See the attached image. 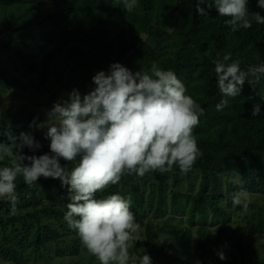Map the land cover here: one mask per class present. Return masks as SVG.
Returning <instances> with one entry per match:
<instances>
[{
  "label": "trees",
  "instance_id": "1",
  "mask_svg": "<svg viewBox=\"0 0 264 264\" xmlns=\"http://www.w3.org/2000/svg\"><path fill=\"white\" fill-rule=\"evenodd\" d=\"M205 3L210 6L212 0ZM195 4L196 0H138L129 12L124 9L122 0H0V8L14 14V25L7 33V40L0 38V54L9 65L0 66V80L12 88L19 86L18 75L24 74L35 79L38 89L51 94L48 84L53 81L48 82V72H53L56 63L62 62L68 66L67 79H64L68 88L71 86L83 96L95 87L92 77L97 72L107 73L113 63L123 65L128 53L138 44L144 45L142 35L146 43L154 46L165 43L171 48V56L162 57L156 66L174 71L184 83L187 94L191 89L198 93V97L193 96L194 101L204 109L198 126L193 129L201 155L187 173H201V180L193 195L180 193V174L184 173L174 167L171 178L169 172L158 171L148 172L143 177L124 174L117 185L96 193L98 199L117 193L129 197L134 216L146 207L155 216L175 213L183 210L180 203L184 198L190 201L188 210H184L189 221L203 216L206 210L224 216L218 203L223 197L218 173L223 169L236 173L239 179L240 185L226 181L229 195L234 196L242 187L264 195V78L255 85L245 83L238 96L228 98V105L217 111L215 106L223 97L216 87L213 63L226 53L240 61L242 70L264 63V24L253 21L250 29L231 32L225 24L228 17H221L214 7L208 9L207 16H201ZM247 7L250 14L264 17L258 0H248ZM16 8L20 10L17 15L11 10ZM256 104L260 105L261 113L253 117L252 108ZM21 133L31 134L41 144L35 152L25 147L24 155L50 154L49 141L42 136L30 112L24 109L6 112L0 125V144L19 143ZM152 174L156 175L155 190L145 195L143 187L153 185ZM168 178L172 187L169 193ZM16 185L17 198L32 193L37 202L43 198L41 186L49 189L57 204L43 213L50 212L56 218L65 213L68 193L66 188H61L58 179L40 177L35 185H27L18 177ZM0 225L5 228L1 220ZM263 230V223L252 228L253 232L264 234ZM33 231L30 235V229L27 230L26 248L43 257V249L56 240L57 234L40 223ZM196 233L202 246L210 241L208 229L199 227ZM156 235L157 232L147 230V243ZM220 237L221 233L212 242V249L218 248ZM238 250L246 264H264L252 242L239 244ZM8 252L17 259V251ZM191 253L192 235L188 228L180 231L171 251L164 252L165 257L176 264H190Z\"/></svg>",
  "mask_w": 264,
  "mask_h": 264
},
{
  "label": "clouds",
  "instance_id": "2",
  "mask_svg": "<svg viewBox=\"0 0 264 264\" xmlns=\"http://www.w3.org/2000/svg\"><path fill=\"white\" fill-rule=\"evenodd\" d=\"M138 0H122L131 12ZM205 5V7H201ZM248 0H196V12L207 16L215 8L231 32L250 29L253 21L264 24V17L250 14ZM264 9V0H258ZM216 87L223 97L216 110L228 105L245 83L258 84L264 78V63L242 70L231 53L213 61ZM95 87L83 96L73 89L67 99L46 111L45 139L50 154L24 155L41 148L31 134L21 133L13 147L0 144V160L7 155L11 165L0 167V200L15 211L18 204L16 181L35 185L38 178H52L66 188L69 202L63 220L74 230L81 244L99 264H152L149 255H130L133 243L142 241L141 226L130 210L131 199L120 194L96 198V193L117 185L122 175L143 177L148 172H190L201 152L193 135L204 109L187 94L184 83L172 70L152 65L150 72H132L120 63L92 77ZM261 108H252L253 117ZM33 125L30 124L31 128ZM71 162L72 167L60 161ZM27 161V163H25ZM233 203L248 207L244 193H236ZM218 258L224 260L222 252Z\"/></svg>",
  "mask_w": 264,
  "mask_h": 264
},
{
  "label": "rangeland",
  "instance_id": "3",
  "mask_svg": "<svg viewBox=\"0 0 264 264\" xmlns=\"http://www.w3.org/2000/svg\"><path fill=\"white\" fill-rule=\"evenodd\" d=\"M20 13V10L11 9ZM14 14L10 10L0 8V38L7 40V33L12 30L14 23ZM171 31L169 30L168 33ZM142 44H138L124 59L123 66L127 67L132 72H135L136 67L141 72H150L153 64L162 57L168 58L171 56V48H168L165 43L161 46H154L145 42V35L141 36ZM0 66L9 67L7 60L0 54ZM68 66L65 63H56L53 72L49 70L48 84L50 93L38 89L36 81L33 77L27 75H18L20 84L12 88L4 81L0 80V125L2 116L6 112H15L18 109H24L30 112L31 117L37 122L38 129L43 137L47 132V128H41L39 125L46 123V111L49 110L56 102L67 98L68 94L73 90L68 88L67 79ZM57 77L63 78L57 79ZM190 90V95L193 99L198 97V93ZM192 91V92H191ZM47 140V139H46ZM49 141V140H47ZM18 143V142H17ZM50 143V141H49ZM8 147H13V152H16L13 144ZM62 166L72 167L71 162L60 161ZM11 158L5 156L0 160V167L10 166ZM173 170L169 172V177L173 175ZM220 190L223 197L218 199L219 205L222 207L225 215L220 216L206 210L203 216H196L194 220H187L184 210H188L190 201L184 198L180 206L183 210H178L175 213L168 212L163 216H155L154 212L146 210L136 215V221L141 226L142 241L133 243L129 252L133 257H140L147 254L150 256L152 264H176L165 257L164 252H170L180 231L188 228L192 235V253L190 264H246L245 258L239 254L238 245H244L246 242H252L259 251V258L264 261V234L253 232L259 223L264 225V195L251 192L243 188L238 192L245 194L248 201V207L245 209L233 203V196L226 191V181L239 184V179L234 172H228L226 169L218 173ZM170 178H168V193L172 190ZM201 180V173L191 172L189 174H180V193H189L193 195L197 190V185ZM152 186L149 184L143 187L145 195L151 190H155L156 175H151ZM240 185V184H239ZM43 198L37 202L35 196L29 193L21 198H18L16 210H10V204L5 200H0V220L5 224L2 229L0 225V264H99L94 256H92L86 248L81 244L74 230L67 227L63 220V216L56 218L50 212L43 213V210H48L52 205L57 204L52 200L49 194V189L41 186ZM33 214L34 217H29ZM14 220L15 224L11 221ZM37 223L48 227L57 234L56 240L47 244L43 249L44 256L40 257L27 247V230L30 229V235L33 234ZM199 227L206 228L210 231V241L204 246L197 239V229ZM147 230L157 232L156 237L147 243ZM264 231V230H263ZM221 233L220 244L217 249H212V242ZM4 248L13 249L19 253L17 259L12 258V254L5 251ZM222 252L225 256L224 260L218 258V253ZM138 264V260L136 261Z\"/></svg>",
  "mask_w": 264,
  "mask_h": 264
}]
</instances>
